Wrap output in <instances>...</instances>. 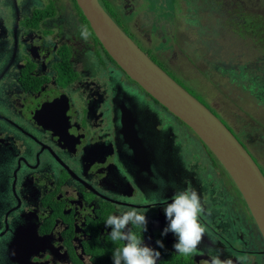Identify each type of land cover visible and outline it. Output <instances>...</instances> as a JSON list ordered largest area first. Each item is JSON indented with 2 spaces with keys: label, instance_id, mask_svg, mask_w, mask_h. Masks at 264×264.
<instances>
[{
  "label": "flooded vegetation",
  "instance_id": "1",
  "mask_svg": "<svg viewBox=\"0 0 264 264\" xmlns=\"http://www.w3.org/2000/svg\"><path fill=\"white\" fill-rule=\"evenodd\" d=\"M58 2L0 0V264H113L112 253L122 242L110 239L105 220L133 208L146 215L147 230L136 225L130 229L160 252L157 264H171L174 259L178 261L172 264H210L213 256L232 264H264V242L246 205L255 230L250 244L225 237L231 221L247 233L249 223L238 209L233 216L237 219L219 216L208 222L200 215L206 231L198 254L176 252V237L171 232L161 235L168 223L163 208L177 191L194 189L201 205L208 208L214 204L218 186L192 170V160L179 153L156 113L153 129L136 133V146L133 136L122 135V123L114 114L116 81L147 103L148 97L154 106L166 109L111 59L76 0L71 3L86 25ZM98 2L106 11L117 15L122 11L118 16L130 32L113 20L159 66L157 61L170 56L167 52L175 53L163 38L172 33V23L141 8L143 0ZM47 6L53 11H45ZM83 29L89 37L80 45ZM178 31L182 40L184 32ZM101 54L109 62L104 67ZM97 63L103 67L99 83L89 81ZM219 65L223 70L228 66L224 61ZM162 131L170 136L171 147L165 145ZM185 167L191 170L184 174ZM212 170L221 180L220 169L215 165ZM222 184L225 193L234 191L225 179Z\"/></svg>",
  "mask_w": 264,
  "mask_h": 264
},
{
  "label": "rangeland",
  "instance_id": "2",
  "mask_svg": "<svg viewBox=\"0 0 264 264\" xmlns=\"http://www.w3.org/2000/svg\"><path fill=\"white\" fill-rule=\"evenodd\" d=\"M53 1L48 0V4ZM58 1L62 8H68L66 11L68 15L73 16V11L74 15L78 14L80 23L86 25L71 0L69 5L65 0ZM163 1L168 3L167 6L162 3ZM209 1L225 10L226 16L217 15L215 11H211ZM142 6L141 8L149 10L156 18L170 21L173 25L170 36L163 35V38L166 40L165 45L171 46L175 53L167 52L170 56L161 58L163 61L158 59L161 62H157L165 69L167 68L166 72L172 78L207 106L231 130L264 175V142L262 141L264 140V29L258 30L256 27L260 20L264 21V0H143ZM46 10H49L48 6ZM49 11L52 12L53 9L50 8ZM108 12L120 26L128 33L130 32L119 18L122 11L118 12L119 16L113 10ZM184 17L186 19L181 23ZM198 18L201 19L199 24ZM218 19L223 23L222 26L216 23ZM178 28L184 32V36L181 35L182 40L178 36ZM213 29L217 33H213ZM78 30L76 32H79ZM78 40L82 42L79 43L80 45L87 43L81 34ZM92 59H94L93 56H91ZM101 59L103 67L109 64L102 54ZM96 61L98 59L94 63ZM221 61L234 67L232 69H235V73L223 72L214 66ZM240 64L246 67L243 68ZM96 66V70L90 71L94 76L89 81L99 83L103 67L98 63ZM228 66L226 68H230ZM72 75L75 77V74ZM60 81L63 83L61 77ZM97 92L98 90L95 91ZM141 95L144 97L143 94ZM147 99L148 107L155 111L158 123L161 122L162 126L166 125L165 128L171 135L172 141L178 145L179 153L182 152L183 156L192 160L190 161L192 170L199 175H206L213 179L219 188L222 187V192L218 187L215 188L218 189V195L212 199L216 204H211L208 208L202 206L203 211L200 215L208 222L217 220L219 216H223L224 219L226 217L237 219L233 216L238 209V213L241 216L244 214V218L249 223L247 233L230 219V226L227 227L225 237L234 243L236 239H239L238 241L243 242L242 245L251 242V236H253L251 231L255 233L252 228L253 221L248 216L247 209L243 207L244 201L228 174L189 128L160 106H154L151 99L148 97ZM95 100L96 97L93 95V101ZM100 101L102 102V99ZM162 132L161 136L165 137V145L171 147L173 143L170 141V136L168 134L165 136L164 131ZM215 165L220 169L221 180L212 170V166L215 167ZM190 170L185 167L184 174ZM224 179L231 184L233 192H224L222 184ZM183 183L186 186L185 181H182V185ZM184 190H187V187H184ZM176 261L178 260L174 259L170 263ZM188 262L186 260V263Z\"/></svg>",
  "mask_w": 264,
  "mask_h": 264
},
{
  "label": "water",
  "instance_id": "3",
  "mask_svg": "<svg viewBox=\"0 0 264 264\" xmlns=\"http://www.w3.org/2000/svg\"><path fill=\"white\" fill-rule=\"evenodd\" d=\"M103 49L145 93L186 125L206 146L238 189L264 242V175L231 130L202 102L156 64L118 26L98 0H76ZM114 114L125 137L153 129L155 111L120 81L112 87ZM152 119V121H151ZM136 143V144H135ZM133 149V146H130Z\"/></svg>",
  "mask_w": 264,
  "mask_h": 264
},
{
  "label": "clouds",
  "instance_id": "4",
  "mask_svg": "<svg viewBox=\"0 0 264 264\" xmlns=\"http://www.w3.org/2000/svg\"><path fill=\"white\" fill-rule=\"evenodd\" d=\"M87 39V29L81 32ZM203 211L198 193L193 190L177 191L171 202L163 208L167 226L161 232L166 235L171 232L176 237L173 248L182 255L198 254L199 245L205 235V228L200 223ZM136 225L146 231V215L137 209L122 211L120 214L109 215L105 227L110 229L109 236L113 242H122L112 253L113 264H157L160 252L146 245L141 237L130 229ZM163 247L161 241L156 242ZM210 264H232L231 260H220L213 256Z\"/></svg>",
  "mask_w": 264,
  "mask_h": 264
},
{
  "label": "trees",
  "instance_id": "5",
  "mask_svg": "<svg viewBox=\"0 0 264 264\" xmlns=\"http://www.w3.org/2000/svg\"><path fill=\"white\" fill-rule=\"evenodd\" d=\"M210 8H211V11H215L217 15H222V16H226V11L223 10V9H220V6L217 5V4H212V2L210 1ZM109 10H107L108 12ZM109 13V12H108ZM217 21H220V20H217ZM256 27L258 30H262L264 29V21L263 20H260L257 24H256ZM213 35H216V34H213ZM220 62L218 63H215L214 66L217 67L219 70L223 71V72H234L235 69H232V68H225V70H223L220 65H219ZM161 67V66H160ZM179 122H181L179 120ZM182 123V122H181ZM264 142V140H262ZM258 165V164H257Z\"/></svg>",
  "mask_w": 264,
  "mask_h": 264
}]
</instances>
